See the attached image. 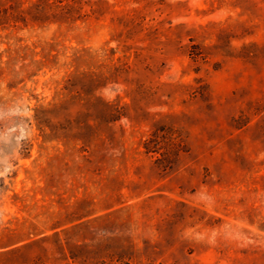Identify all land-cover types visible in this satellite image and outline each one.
<instances>
[{
	"label": "rangeland",
	"instance_id": "rangeland-1",
	"mask_svg": "<svg viewBox=\"0 0 264 264\" xmlns=\"http://www.w3.org/2000/svg\"><path fill=\"white\" fill-rule=\"evenodd\" d=\"M0 264H264V0H0Z\"/></svg>",
	"mask_w": 264,
	"mask_h": 264
},
{
	"label": "trees",
	"instance_id": "trees-1",
	"mask_svg": "<svg viewBox=\"0 0 264 264\" xmlns=\"http://www.w3.org/2000/svg\"><path fill=\"white\" fill-rule=\"evenodd\" d=\"M57 2L69 1V0H56ZM73 1V0H70Z\"/></svg>",
	"mask_w": 264,
	"mask_h": 264
}]
</instances>
